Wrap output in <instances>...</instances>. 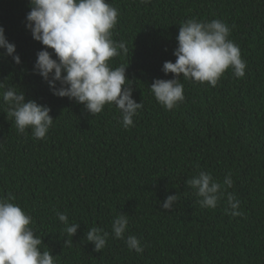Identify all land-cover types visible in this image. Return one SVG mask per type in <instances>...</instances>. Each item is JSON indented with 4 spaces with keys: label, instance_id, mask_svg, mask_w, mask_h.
I'll return each mask as SVG.
<instances>
[{
    "label": "trees",
    "instance_id": "1",
    "mask_svg": "<svg viewBox=\"0 0 264 264\" xmlns=\"http://www.w3.org/2000/svg\"><path fill=\"white\" fill-rule=\"evenodd\" d=\"M108 2L119 10L113 39L129 50L109 63L128 64L132 98L143 102L128 129L114 105L93 116L52 93L33 70L45 46L26 28L30 0H0V26L21 60L0 56V82L48 106L54 119L46 138L36 139L31 129L17 130L0 99V198L15 197L11 202L32 216L41 251H51L56 264H264V0ZM191 18L229 26L245 76L234 77L230 68L215 87L181 76L184 100L166 110L149 86L174 78L162 67L175 62L180 24ZM201 171L220 183L231 173L228 191L243 216L226 214V198L215 209L200 206L186 181ZM177 194L172 209H163L167 196ZM57 212L79 223L73 237ZM120 213L129 218L125 238L135 235L142 254L111 235ZM94 226L110 233L99 252L85 236Z\"/></svg>",
    "mask_w": 264,
    "mask_h": 264
},
{
    "label": "clouds",
    "instance_id": "2",
    "mask_svg": "<svg viewBox=\"0 0 264 264\" xmlns=\"http://www.w3.org/2000/svg\"><path fill=\"white\" fill-rule=\"evenodd\" d=\"M149 4L151 0H140ZM30 11L26 14V28L34 40L45 46L37 52L33 66L58 97H68L85 106L93 116L101 113L105 105H114L120 112L118 122L125 129L134 125V117L143 108V102L132 98L133 89L126 76L128 64L112 67L114 57L128 54L125 41L113 39L118 24L119 10L108 0H30ZM231 29L218 19L198 21L188 19L180 24L174 50L175 62L165 61L162 71L174 74L173 79H155L149 86L156 101L166 110H172L184 100V80L215 87L231 68L234 77L245 76L246 62L241 58L239 46L229 39ZM0 56H11L16 64L21 60L16 46L8 41L0 26ZM48 49L54 50L53 53ZM59 82V87H57ZM0 99L8 106L7 117L13 118L20 133L31 129L36 139H45L54 119L50 108L35 100L25 99L22 91L0 82ZM186 185L195 190L203 208L215 209L226 198V214L243 216L240 201L229 192L233 186L231 173L222 183L206 171L189 178ZM15 197L0 198V264H56L51 251H41L43 240L30 227L32 216L13 203ZM178 201L177 195H169L162 204L165 210L172 209ZM65 225L63 231L73 237L79 223L69 224L66 213H56ZM129 228L127 214L120 213L111 223V235L125 240L129 250L143 253L144 247L135 235L125 233ZM110 233L102 228L91 227L85 234L87 241L94 243L99 252L106 247ZM72 239L64 246L71 247Z\"/></svg>",
    "mask_w": 264,
    "mask_h": 264
}]
</instances>
